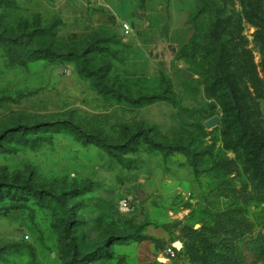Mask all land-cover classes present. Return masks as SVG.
I'll list each match as a JSON object with an SVG mask.
<instances>
[{
	"label": "rangeland",
	"instance_id": "1",
	"mask_svg": "<svg viewBox=\"0 0 264 264\" xmlns=\"http://www.w3.org/2000/svg\"><path fill=\"white\" fill-rule=\"evenodd\" d=\"M115 1L0 0V264H264L248 139L264 135V0H177L170 27L158 0L152 59L132 49L146 64L126 51L130 0ZM222 220L248 226L217 243ZM177 241L198 256L172 257Z\"/></svg>",
	"mask_w": 264,
	"mask_h": 264
},
{
	"label": "trees",
	"instance_id": "2",
	"mask_svg": "<svg viewBox=\"0 0 264 264\" xmlns=\"http://www.w3.org/2000/svg\"><path fill=\"white\" fill-rule=\"evenodd\" d=\"M226 69H227V65H225V63L222 60H220L219 70L221 73H219V82H222V83L229 82V77L224 75V72H226ZM251 115L252 114H251V111L249 109L240 108L238 110L237 117L241 123L248 124L249 121H251ZM19 127H21V126H19ZM138 131H139V133L143 134L145 139L149 140L153 145L163 146V144L161 142H157L149 134V132L145 128L140 127L138 129ZM93 137L99 143H101L103 146L110 147L107 144L106 140H104L103 138H101L99 136H93ZM248 139L250 141H252L253 143H255L257 146V150L255 151L256 155H255L254 160H255L256 165H257L256 172H257V177H259V189L261 192L264 193V174H263L264 173V135L260 134V133H256V131H255V133L250 132ZM260 160H261V162H263V165L260 163ZM27 187H28V190L34 191L38 194H41V190H39V188H37L36 186L28 184ZM72 218H73V214H72L71 210L68 209L67 212H65L64 220L69 221ZM247 226L248 225L245 224V222H243L241 220H229L227 222L222 220L221 224L218 228H210V231H212L214 234L213 235L214 238H212V237H210V238L213 241L218 243V242L222 241L220 239L223 238V235H228L231 232L233 234H238V235L244 234ZM195 235H198V231H196V230L192 231L191 230L188 237H189V239H192L194 242ZM252 241L254 243H263L262 237L261 238H255ZM183 244H184L183 247L185 249L186 254H188L191 257V260L195 259L198 256V250H196V248L194 247L193 244L192 245L190 243H183ZM212 245L213 244H211V246ZM76 254H77V252L75 251V255ZM205 261L207 264H226L227 263L221 254L214 253V252H212L211 254L207 253ZM69 264H84V263H81L79 260L75 259L73 262H70Z\"/></svg>",
	"mask_w": 264,
	"mask_h": 264
},
{
	"label": "crops",
	"instance_id": "3",
	"mask_svg": "<svg viewBox=\"0 0 264 264\" xmlns=\"http://www.w3.org/2000/svg\"><path fill=\"white\" fill-rule=\"evenodd\" d=\"M106 1H107V6L114 13L113 7H114V4L116 1L115 0H106ZM157 1L158 0H130L131 11H132V14L135 18V21L133 23H129L127 21H124L126 23H129L132 27V32L128 36L132 39V44H130V46L127 47L126 51L129 54V58L135 62H143L146 64L145 61H142L139 57H137V54L134 51H132L133 46H135V45H139V46H143V47L148 48L149 51H147V52H149L148 53L149 58L152 59L151 53L153 50L152 47H154L153 43L155 40L152 38L155 37L153 35H155V31H157V29H159V27H160L159 21L161 18L160 12L157 14L156 12L158 10L156 11L154 8V3ZM179 6L180 5H179V2H177V0H170L171 21H169V24H168L169 27H170L171 22H172V24L175 25V23L177 21V18L179 15L178 8H180ZM141 7L144 8L146 11L141 12ZM143 17L147 19L146 22L144 20H142ZM121 23H123V22H121ZM156 34H157V32H156ZM139 38H141V40ZM155 68H156L155 70L153 68H152V70H154L156 72H152V73H155L156 75L160 74V71L158 70L159 67L157 66Z\"/></svg>",
	"mask_w": 264,
	"mask_h": 264
},
{
	"label": "built area",
	"instance_id": "4",
	"mask_svg": "<svg viewBox=\"0 0 264 264\" xmlns=\"http://www.w3.org/2000/svg\"><path fill=\"white\" fill-rule=\"evenodd\" d=\"M123 30L125 32V34H130L132 32V27L129 23H124L123 24ZM123 206L125 208H130L131 207V202L129 200V198L124 197L123 198ZM169 253L171 254L172 257H176L178 250L175 247L169 248Z\"/></svg>",
	"mask_w": 264,
	"mask_h": 264
},
{
	"label": "water",
	"instance_id": "5",
	"mask_svg": "<svg viewBox=\"0 0 264 264\" xmlns=\"http://www.w3.org/2000/svg\"><path fill=\"white\" fill-rule=\"evenodd\" d=\"M219 122V119L217 117H213L211 119H209L207 121V126L208 127H212L214 126L215 124H217ZM140 198L141 200H145L147 198V195L145 194H141L140 195ZM174 247L178 248V249H182L183 248V242L182 241H177L175 244H174Z\"/></svg>",
	"mask_w": 264,
	"mask_h": 264
},
{
	"label": "bare ground",
	"instance_id": "6",
	"mask_svg": "<svg viewBox=\"0 0 264 264\" xmlns=\"http://www.w3.org/2000/svg\"><path fill=\"white\" fill-rule=\"evenodd\" d=\"M183 246H184V244H183Z\"/></svg>",
	"mask_w": 264,
	"mask_h": 264
}]
</instances>
